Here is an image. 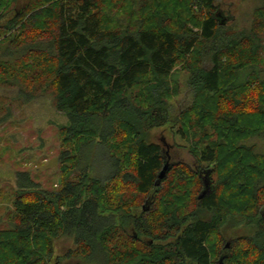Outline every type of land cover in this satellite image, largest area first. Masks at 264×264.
<instances>
[{
	"label": "trees",
	"instance_id": "obj_1",
	"mask_svg": "<svg viewBox=\"0 0 264 264\" xmlns=\"http://www.w3.org/2000/svg\"><path fill=\"white\" fill-rule=\"evenodd\" d=\"M219 1L0 0V88L26 106L50 95L66 119L62 187L17 173L0 264H264V153L248 144L264 140V0L244 28ZM159 130L201 167L170 163L158 185ZM91 143L111 154L107 178L82 166Z\"/></svg>",
	"mask_w": 264,
	"mask_h": 264
},
{
	"label": "rangeland",
	"instance_id": "obj_2",
	"mask_svg": "<svg viewBox=\"0 0 264 264\" xmlns=\"http://www.w3.org/2000/svg\"><path fill=\"white\" fill-rule=\"evenodd\" d=\"M27 0H22L24 6ZM262 4L257 0H224L219 1V13L225 20L232 15L237 27L244 28L251 24L254 10ZM4 19L3 22H5ZM182 93L177 104L186 106L191 101L192 94L186 88L188 73L178 71ZM19 90L1 89L0 95L9 96L13 103L14 112L11 118L0 121V229H13L9 220L16 200V179L18 172H28L33 181L40 183L49 190L62 187L61 156L64 148L59 138V126L66 119L57 112L53 105V98L45 95L30 105L18 101ZM1 99V98H0ZM5 115V112H3ZM2 114V113H1ZM157 139H156V138ZM153 140H165V148L170 155V162H182L194 169L200 168L196 158L190 153L186 142L173 137L168 130H159ZM257 147L258 152L264 153V140L254 139L248 142ZM82 166L95 177L107 178L114 171V162L106 146L91 143L83 150ZM24 182V178H23ZM211 185V184H210ZM239 228V229H238ZM237 230H228L233 237L254 233L253 227L241 226ZM255 228V227H254ZM229 234L226 243L229 241Z\"/></svg>",
	"mask_w": 264,
	"mask_h": 264
},
{
	"label": "water",
	"instance_id": "obj_3",
	"mask_svg": "<svg viewBox=\"0 0 264 264\" xmlns=\"http://www.w3.org/2000/svg\"><path fill=\"white\" fill-rule=\"evenodd\" d=\"M169 167H170V164L169 163H166V165L164 166V168L160 172V174H159L160 182L158 183V185L161 184V181L165 179V177H166V175L168 173ZM205 195L206 194L203 193L200 198H203ZM229 245H230V242L227 243V247H229ZM220 264H225L223 262V259L222 258L220 259Z\"/></svg>",
	"mask_w": 264,
	"mask_h": 264
},
{
	"label": "flooded vegetation",
	"instance_id": "obj_4",
	"mask_svg": "<svg viewBox=\"0 0 264 264\" xmlns=\"http://www.w3.org/2000/svg\"><path fill=\"white\" fill-rule=\"evenodd\" d=\"M177 162H179V161H177ZM166 163H171L170 162V157L168 158V160H167V162ZM174 163H176V162H174ZM204 191H203V193H205L206 195L205 196H207L208 195V193L210 192V188H209V185H208V182L207 181H205V183H204ZM230 241V243H231V240H229ZM221 258L223 257V256H220ZM220 258V259H221ZM222 259H224V258H222ZM219 264H220V260H219Z\"/></svg>",
	"mask_w": 264,
	"mask_h": 264
},
{
	"label": "bare ground",
	"instance_id": "obj_5",
	"mask_svg": "<svg viewBox=\"0 0 264 264\" xmlns=\"http://www.w3.org/2000/svg\"><path fill=\"white\" fill-rule=\"evenodd\" d=\"M73 264V263H72Z\"/></svg>",
	"mask_w": 264,
	"mask_h": 264
}]
</instances>
